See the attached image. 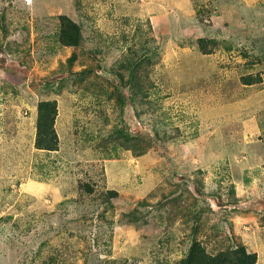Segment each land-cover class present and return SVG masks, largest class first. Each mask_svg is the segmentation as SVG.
<instances>
[{
    "label": "rangeland",
    "instance_id": "obj_1",
    "mask_svg": "<svg viewBox=\"0 0 264 264\" xmlns=\"http://www.w3.org/2000/svg\"><path fill=\"white\" fill-rule=\"evenodd\" d=\"M195 246L264 264V0H0V264Z\"/></svg>",
    "mask_w": 264,
    "mask_h": 264
},
{
    "label": "trees",
    "instance_id": "obj_2",
    "mask_svg": "<svg viewBox=\"0 0 264 264\" xmlns=\"http://www.w3.org/2000/svg\"><path fill=\"white\" fill-rule=\"evenodd\" d=\"M63 34L64 42L66 44L77 43V37L79 33L78 26L71 20L64 23ZM198 44L200 48L208 53L209 50L204 45L203 40L198 39ZM132 70V74H134ZM249 83V81H245ZM56 103L54 101L46 100L39 105V123H38V139L37 145L39 148L53 150L57 147V134L54 130V120L56 116ZM202 248L195 246L191 253L189 254V259L184 262V264H221L217 257L210 256L208 254L201 253ZM234 261L232 259L231 263L234 264H254L257 261V254L255 252H250L245 246H240L238 249L233 251Z\"/></svg>",
    "mask_w": 264,
    "mask_h": 264
},
{
    "label": "crops",
    "instance_id": "obj_3",
    "mask_svg": "<svg viewBox=\"0 0 264 264\" xmlns=\"http://www.w3.org/2000/svg\"><path fill=\"white\" fill-rule=\"evenodd\" d=\"M156 14H158V15H155L154 17H156L157 19L158 18H160L161 19V21H162V17H167L169 14L168 13H166V12H162V13H156Z\"/></svg>",
    "mask_w": 264,
    "mask_h": 264
}]
</instances>
